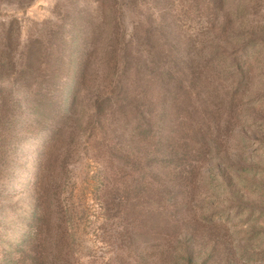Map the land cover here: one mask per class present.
<instances>
[{
    "label": "rangeland",
    "instance_id": "1",
    "mask_svg": "<svg viewBox=\"0 0 264 264\" xmlns=\"http://www.w3.org/2000/svg\"><path fill=\"white\" fill-rule=\"evenodd\" d=\"M162 20L195 45L201 69L211 64L210 102L195 104L207 165L195 163L185 216L134 222L129 240L102 199L106 180L125 191L102 148L113 108L95 115L122 76L110 52ZM57 130L69 144L53 142ZM28 235L41 264H264V0H0V264Z\"/></svg>",
    "mask_w": 264,
    "mask_h": 264
},
{
    "label": "trees",
    "instance_id": "2",
    "mask_svg": "<svg viewBox=\"0 0 264 264\" xmlns=\"http://www.w3.org/2000/svg\"><path fill=\"white\" fill-rule=\"evenodd\" d=\"M148 24L144 32H135L124 43L121 52H110L111 57L122 62V76L112 86L114 102L104 100L97 105L95 115L97 118L103 111L105 101L113 108L108 116L100 118L101 129L105 127L102 123L112 124V138L103 141L102 148L106 168L110 174H121L119 180L124 182L125 191H108L106 180L102 199L106 213L117 214L129 240L132 237L127 230L134 222L144 226L158 217L168 221L170 217L185 216L184 209L195 189V163L207 165L204 157L211 138L205 132H195L196 122L206 114L203 106L196 108L195 104L210 102L211 97L201 92L202 86L210 83L206 75H201L210 68L209 60L201 69L195 45L184 44L172 23L162 20ZM78 72L82 75V70ZM73 87L70 105L65 108L69 111L76 99L77 85ZM52 106L59 118L67 120L59 104ZM52 140L69 144L62 130H57ZM196 157L200 162L195 161ZM59 159L58 156L55 161ZM34 213L30 225L39 229L46 220L40 212ZM39 235L35 236L40 239ZM32 237L28 235L19 258L8 264H41ZM187 257L189 260L191 253Z\"/></svg>",
    "mask_w": 264,
    "mask_h": 264
}]
</instances>
